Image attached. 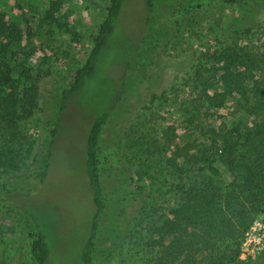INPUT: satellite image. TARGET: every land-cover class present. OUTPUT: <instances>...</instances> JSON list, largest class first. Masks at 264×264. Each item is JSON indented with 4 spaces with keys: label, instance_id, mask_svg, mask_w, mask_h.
I'll use <instances>...</instances> for the list:
<instances>
[{
    "label": "rangeland",
    "instance_id": "rangeland-1",
    "mask_svg": "<svg viewBox=\"0 0 264 264\" xmlns=\"http://www.w3.org/2000/svg\"><path fill=\"white\" fill-rule=\"evenodd\" d=\"M63 1L56 13L62 24L59 27L43 18L48 0H0V11L11 21L23 29L24 20L30 25L33 37L14 45L12 51L18 52L17 60L25 58L26 66L40 77V108L21 126L25 138L16 163L19 168L7 169L4 174L16 195H7L6 205L0 204V264H31L26 247L32 222L49 244L47 264H80V250L95 213L85 171L86 142L91 124L105 111L108 117L100 144L116 149L117 158L103 172L107 207L98 218L94 264H151L155 255L150 244L153 226L183 200L185 147L192 148V154L206 142V130L253 119L239 105L237 96L215 112L199 108L195 121L189 119L191 112L185 103L186 81L204 48L214 49L235 39L248 43V35L223 31L243 10L213 4L184 17L176 26L171 14L175 0H162L147 24L144 0H124L96 73L60 114L48 174L43 182H37L27 174L45 149V132L54 117L59 90L71 82L83 61L89 35L103 18L108 2ZM177 1L187 5L192 0ZM253 20L264 30V6ZM258 36L262 40L264 34ZM252 40L259 42L256 37ZM151 74L157 75L149 83ZM167 126L170 129L165 134ZM172 134L176 136L173 140ZM216 163L223 172L215 183L224 187L233 175ZM138 185L143 189L138 190ZM121 207H125L124 214ZM251 216L249 228L241 235L240 252L244 254L240 259L259 262L264 253V211ZM109 240L115 244L110 252L106 250Z\"/></svg>",
    "mask_w": 264,
    "mask_h": 264
},
{
    "label": "trees",
    "instance_id": "trees-1",
    "mask_svg": "<svg viewBox=\"0 0 264 264\" xmlns=\"http://www.w3.org/2000/svg\"><path fill=\"white\" fill-rule=\"evenodd\" d=\"M123 1L108 0L103 18L89 35V47L83 61L75 69L71 82L59 90L57 108L45 132V149L38 163L37 158L34 159L36 165L29 169L28 178L37 182L45 180L51 145L61 125L60 114L96 73L98 60L116 29ZM161 1H143L147 24ZM63 4V0H48L44 20L62 27L56 13ZM213 4L243 10V15L231 21L223 31L250 37L247 44L235 39L201 51L199 63L186 81L185 103L188 113L191 112L189 119L195 121L201 107L215 112L233 96L239 98V105L247 115H253V119L227 128L219 126L217 130H206V142L192 154V148L185 147L183 200L169 210L160 224L153 226L150 244L155 255L151 264H264V253L258 258L259 262L240 259L241 235L249 228L251 215L264 211V37L261 40L258 36L264 34V30L253 22V17L264 6V0H192L187 5L175 0L171 8L172 21L178 26L184 17ZM24 21L23 29L11 21L5 11H0V204L3 206L7 203L6 196L15 193L4 174L7 169L19 168L16 163L23 151L21 140L25 138L21 126L40 108V77L26 66L25 58L17 60L18 52L12 51L14 45L33 37L30 25ZM252 36L259 42L254 43ZM155 75L148 77L149 83ZM120 95L121 91L116 100ZM107 117L108 111H105L93 121L86 142L85 171L95 213L80 250V264L95 263L98 218L107 207L103 172L117 158L116 149H105L100 144ZM168 129L169 126L165 134ZM175 137L172 134V140ZM26 153L28 156L32 153L31 145ZM217 161L233 175L232 181L224 187L215 183L223 172ZM197 164L200 166H195ZM137 189L143 187L138 185ZM120 213H125V207L120 208ZM29 229L27 260L31 264H47L51 251L45 234L35 222ZM113 245L109 240L106 250L112 251Z\"/></svg>",
    "mask_w": 264,
    "mask_h": 264
},
{
    "label": "built area",
    "instance_id": "built-area-1",
    "mask_svg": "<svg viewBox=\"0 0 264 264\" xmlns=\"http://www.w3.org/2000/svg\"><path fill=\"white\" fill-rule=\"evenodd\" d=\"M243 254H244V253L242 252V253H241V256H243Z\"/></svg>",
    "mask_w": 264,
    "mask_h": 264
}]
</instances>
